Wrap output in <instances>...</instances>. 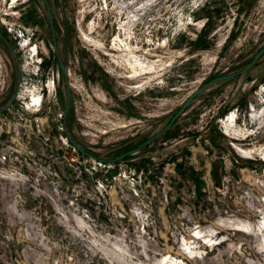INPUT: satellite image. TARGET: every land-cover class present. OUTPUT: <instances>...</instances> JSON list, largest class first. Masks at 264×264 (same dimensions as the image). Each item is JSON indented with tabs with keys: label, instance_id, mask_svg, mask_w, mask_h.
<instances>
[{
	"label": "rangeland",
	"instance_id": "374dc122",
	"mask_svg": "<svg viewBox=\"0 0 264 264\" xmlns=\"http://www.w3.org/2000/svg\"><path fill=\"white\" fill-rule=\"evenodd\" d=\"M0 33L41 94L7 108L0 36V264H264V156L237 149L264 152V52L170 125L262 49L264 0H0Z\"/></svg>",
	"mask_w": 264,
	"mask_h": 264
},
{
	"label": "built area",
	"instance_id": "2783aa9c",
	"mask_svg": "<svg viewBox=\"0 0 264 264\" xmlns=\"http://www.w3.org/2000/svg\"><path fill=\"white\" fill-rule=\"evenodd\" d=\"M22 69H23V67H22V64H21L20 59H19V65H18V70H17L18 75H17L16 87H15V90H14L13 97H12L10 103L8 104L7 108H10V106L13 107V104L15 103L16 107L18 105V106L24 107L26 109L31 108V107H33V108L36 107L35 109H37V107L40 105L41 94H38L36 91L33 92L31 89L26 88L23 85L24 82H25L24 81L25 77H24V74L22 73L23 72ZM45 86L47 87L46 83H45ZM27 90H28V93L26 94L25 92ZM9 132L10 131L7 130L6 133H9ZM9 135H11V134L9 133ZM5 159H7L6 154H5V156L1 157L0 162L4 163L3 161ZM69 256H70L69 259H72L73 256L72 255H69Z\"/></svg>",
	"mask_w": 264,
	"mask_h": 264
},
{
	"label": "water",
	"instance_id": "95a60500",
	"mask_svg": "<svg viewBox=\"0 0 264 264\" xmlns=\"http://www.w3.org/2000/svg\"><path fill=\"white\" fill-rule=\"evenodd\" d=\"M45 3H46V0H44ZM47 8H48V5H47ZM48 17H49V22H50V25L52 26V21H51V17H50V14H49V9H48ZM264 51V46L262 47V49L256 54V56L250 61V63L248 64L247 67H245L244 69L240 70V71H237L236 73H232V74H228V75H225V76H219V77H216L214 78L213 80L209 81L208 83H206L205 85H203L202 87H200L198 90H196V92H194L191 96H189L187 98V100L184 102V104L177 110V112L173 115V117L170 119V123L176 118L177 115L181 114L185 105L189 103V101L194 97L195 94H197L198 92H200L202 89H204L206 86L210 85L211 83L215 82V81H218V80H221V79H228V78H231L232 76L236 75L237 73H240V72H244L245 70H247L249 67H251L255 61L260 57V55L262 54V52ZM60 66H61V70L63 72V74L65 75L66 74V69H65V66L63 65V63L60 61ZM68 98L69 96L67 95V98H66V106L68 105ZM11 101V100H10ZM10 103V102H9ZM168 127L165 126L164 129H162L159 133H157L156 135H154L153 137L149 138L148 140H146L142 145H140L139 147H142L143 145L149 143V141L153 140L154 137L158 136L160 133H162L163 131L166 130V128ZM138 147V148H139ZM138 148H134L131 152H135L137 151Z\"/></svg>",
	"mask_w": 264,
	"mask_h": 264
},
{
	"label": "bare ground",
	"instance_id": "6f19581e",
	"mask_svg": "<svg viewBox=\"0 0 264 264\" xmlns=\"http://www.w3.org/2000/svg\"><path fill=\"white\" fill-rule=\"evenodd\" d=\"M131 23H132V19H128L127 20V25H126V28H122L124 33L126 34V37H127V34L129 33L130 31V26H131ZM121 33V32H120ZM117 40L118 38H120L119 35L116 36ZM87 39V38H86ZM89 40V39H88ZM119 46L125 44V46H127L126 42H124V40H121L119 39ZM132 61V62H131ZM129 60V64H131V66L134 68V72L136 73L137 69H140V70H145V66L143 65V63L141 61H139L138 59H133V60ZM152 69V66L149 67V70L151 71ZM51 87V86H50ZM34 96V95H33ZM235 123V119L233 118V114H230V116H228V119H227V124L229 126H233ZM238 151L241 153V154H245L247 156H252L253 154L255 155H258V154H262L264 156V152H262V150H253V149H250V150H243L241 148H237Z\"/></svg>",
	"mask_w": 264,
	"mask_h": 264
},
{
	"label": "flooded vegetation",
	"instance_id": "af4514ba",
	"mask_svg": "<svg viewBox=\"0 0 264 264\" xmlns=\"http://www.w3.org/2000/svg\"><path fill=\"white\" fill-rule=\"evenodd\" d=\"M0 36H1V33H0ZM1 40H2V42H3V44H4V47L5 48H8V53H9V55H10V53H11V55H10V58H8V59H10L11 61H12V64L14 63V65H15V70H16V81H17V75H18V73H17V70H18V65H19V56H18V54L16 53V51L14 50V44L15 43H13V46H12V44H11V42L7 39V38H3L2 36H1ZM264 52V51H263ZM262 52V53H263ZM57 60H58V63H59V65H60V61L62 62V60H61V58L60 57H57ZM60 69H61V66H60ZM66 69V68H65ZM236 73V72H235ZM61 74H62V76L64 75L63 74V72H62V70H61ZM70 74V72L67 74V70H66V74L64 75V79L65 80H67L66 81V84H67V95L69 96V98H68V105H67V109L69 110V105H70V103L72 102V100H71V97H72V94H71V92H70V86H74V83H72V82H69L68 81V75ZM93 77V76H92ZM85 80H90L89 78L87 79V78H85ZM103 81L101 78L99 79V81ZM211 81V80H210ZM89 82V81H88ZM203 90V89H202ZM201 90V91H202ZM174 121V120H173ZM172 121V122H173ZM172 122L170 123V125L172 124ZM169 125V126H170ZM169 126L166 128V129H168L169 128ZM152 141V140H151ZM151 141H149V143L151 142ZM145 142V141H144ZM143 142V143H144ZM143 143H141V145L143 144ZM149 143H147V144H149ZM147 144H145V145H147ZM144 146V145H143ZM140 148V147H139Z\"/></svg>",
	"mask_w": 264,
	"mask_h": 264
}]
</instances>
